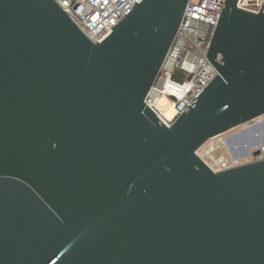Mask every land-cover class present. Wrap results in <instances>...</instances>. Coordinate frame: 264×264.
<instances>
[{
	"label": "water",
	"instance_id": "water-1",
	"mask_svg": "<svg viewBox=\"0 0 264 264\" xmlns=\"http://www.w3.org/2000/svg\"><path fill=\"white\" fill-rule=\"evenodd\" d=\"M188 2L94 44L54 0H0V264H264V159L198 154L264 116V3L225 1L218 76L167 127L144 101Z\"/></svg>",
	"mask_w": 264,
	"mask_h": 264
},
{
	"label": "built area",
	"instance_id": "built-area-1",
	"mask_svg": "<svg viewBox=\"0 0 264 264\" xmlns=\"http://www.w3.org/2000/svg\"><path fill=\"white\" fill-rule=\"evenodd\" d=\"M54 1L85 36L92 43L97 44L104 41L143 0ZM225 1L189 0L188 2L161 71L144 101L167 127H171L189 106L195 107L197 98L218 76L216 68L208 60V51L222 10L225 8ZM237 1L239 9L256 14L264 3V0ZM175 76L178 78H174ZM161 98H164L169 108L173 110L172 118L166 117L164 111L158 108V100ZM255 121L264 129V116ZM261 151L258 160L264 159V145ZM229 168L232 166L225 164L221 170Z\"/></svg>",
	"mask_w": 264,
	"mask_h": 264
},
{
	"label": "rangeland",
	"instance_id": "rangeland-1",
	"mask_svg": "<svg viewBox=\"0 0 264 264\" xmlns=\"http://www.w3.org/2000/svg\"><path fill=\"white\" fill-rule=\"evenodd\" d=\"M257 121L250 122L219 137L211 139L199 151V156L214 170L225 164L239 166L258 161L254 157L255 146L264 143V129ZM249 152V155H244ZM236 161V162H235Z\"/></svg>",
	"mask_w": 264,
	"mask_h": 264
},
{
	"label": "bare ground",
	"instance_id": "bare-ground-1",
	"mask_svg": "<svg viewBox=\"0 0 264 264\" xmlns=\"http://www.w3.org/2000/svg\"><path fill=\"white\" fill-rule=\"evenodd\" d=\"M158 108L162 109L164 111L166 117H168V118H172L173 117L174 112H173L172 109L169 108V106L167 105V101L164 98H161V99L158 100Z\"/></svg>",
	"mask_w": 264,
	"mask_h": 264
},
{
	"label": "trees",
	"instance_id": "trees-1",
	"mask_svg": "<svg viewBox=\"0 0 264 264\" xmlns=\"http://www.w3.org/2000/svg\"><path fill=\"white\" fill-rule=\"evenodd\" d=\"M174 78H178V77L175 76Z\"/></svg>",
	"mask_w": 264,
	"mask_h": 264
}]
</instances>
